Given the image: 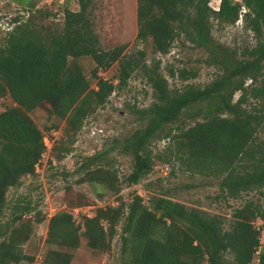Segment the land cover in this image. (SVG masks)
<instances>
[{"label":"trees","instance_id":"obj_1","mask_svg":"<svg viewBox=\"0 0 264 264\" xmlns=\"http://www.w3.org/2000/svg\"><path fill=\"white\" fill-rule=\"evenodd\" d=\"M77 2L78 10L64 9L62 28L57 31L43 34L30 17L21 22L18 16L13 18L15 24L0 47V94H8L16 104L0 111V207L6 189L17 184L21 175L34 171L45 149L43 134L27 111L44 106L78 131L88 114L106 102L115 85H124L137 67L146 69L141 60L144 50L127 54L125 44L106 50L95 46L86 16L89 0ZM242 8L245 27L254 33L256 42L247 50L248 58L237 59L214 42L209 18L212 15L218 22L233 24ZM135 14L136 39L148 41L153 52L167 53L173 40L182 35L205 49L208 62L218 64L223 72L203 87L190 85L177 92L168 90L158 62L153 64L148 81L155 101L139 110L150 120L131 136L135 165L130 181L137 182L153 169L145 144L156 129L190 105L206 101L205 107L190 113L200 114L202 119L172 136L174 157L187 170L221 176V188L228 196L264 186V141L257 136L264 124V0H219L216 10L210 8L208 0H136ZM80 56H90L95 64L93 88L80 68L69 62V58ZM114 62L119 65L116 84L97 76L98 68L106 69ZM195 74L186 68L178 71L181 79ZM247 79L250 82L245 84ZM236 91L239 95L233 101ZM245 103L249 108L243 106ZM150 204H143L139 195L128 204L121 239L129 264H202L205 260L207 264H227L223 253L228 250L235 264H250L254 259L256 264H264V206L245 202L234 211L230 228L223 230L218 216L207 217L169 198L156 196ZM115 209L100 208L97 215L85 218L84 235L91 247L109 248L116 232ZM108 211L111 214L105 217ZM102 215L110 223L107 232L98 222ZM256 219L259 226L254 224ZM47 236L74 245L78 242L77 225L66 212L56 213L49 219ZM51 253L55 255L48 261H70V253ZM23 258L29 257L15 242H0V264Z\"/></svg>","mask_w":264,"mask_h":264},{"label":"rangeland","instance_id":"obj_2","mask_svg":"<svg viewBox=\"0 0 264 264\" xmlns=\"http://www.w3.org/2000/svg\"><path fill=\"white\" fill-rule=\"evenodd\" d=\"M218 4L219 0H208L213 10ZM65 8L78 10L77 0H0V47L15 24L13 18L18 16L21 22L30 17L45 34L62 28ZM45 12L50 15H44ZM135 12L136 0H89L86 16L95 46L106 50L125 44L127 54L144 50L145 56L141 60L146 69L137 67L124 85H115L106 102L94 108L84 119L80 130L71 129L64 118L51 115L44 106L27 111L43 134L45 149L34 171L21 175L17 184L6 189L0 207V242H15L22 254L29 257L10 264H56L47 260L55 255L51 252L70 253L68 264H129V255L122 246L121 227L128 204L135 195H139L142 203L149 207L152 198L163 196L187 208L197 209L207 217L218 216L223 230L230 228L234 211L245 202L264 206V186L228 196L221 188V176L187 170L174 157L172 136L202 119L200 114L190 113L205 107L206 101L190 105L174 120L156 129V134L145 144V150L150 152L154 162L153 169L137 182L130 181L128 176L135 165L131 136L150 120L149 115L139 110L155 101L148 81L153 64L158 62V72L165 78L168 90L177 92L190 85L203 87L223 72L218 64L208 62L205 49L195 46L182 35L173 40L167 53L153 52L148 41L136 39ZM243 12L242 8L233 24L218 22L212 15L209 18L214 42L220 44L229 57L237 59L248 58L247 50L256 42L254 33L245 27ZM69 62L80 68L90 87H95V64L90 56L69 58ZM181 68L196 74L181 79L178 76ZM118 71L119 65L114 62L106 69L98 68L97 76L116 84ZM249 82L247 79L245 84ZM238 95L239 91H236L233 101ZM13 106L16 104L8 94H0V111ZM243 106L249 108L250 104ZM166 132H170L169 135L161 137ZM257 136L264 141V124ZM106 207H116V232L109 240L108 249L94 248L84 235L85 218L97 215L100 208ZM59 212L69 214L77 225L78 242L74 245L48 239L49 219ZM106 213L105 217L111 211ZM105 217L100 216L98 222L107 232L110 223ZM254 224L259 226L260 220L256 219ZM261 239L264 240V236ZM223 259L227 264H235L229 250L223 253ZM250 264H256V260Z\"/></svg>","mask_w":264,"mask_h":264},{"label":"built area","instance_id":"obj_3","mask_svg":"<svg viewBox=\"0 0 264 264\" xmlns=\"http://www.w3.org/2000/svg\"><path fill=\"white\" fill-rule=\"evenodd\" d=\"M165 168L167 169V166H165Z\"/></svg>","mask_w":264,"mask_h":264}]
</instances>
